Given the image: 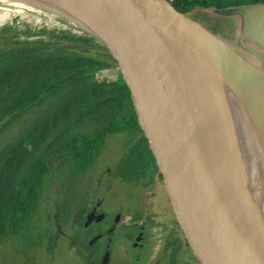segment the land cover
<instances>
[{
    "label": "water",
    "instance_id": "water-1",
    "mask_svg": "<svg viewBox=\"0 0 264 264\" xmlns=\"http://www.w3.org/2000/svg\"><path fill=\"white\" fill-rule=\"evenodd\" d=\"M67 1L107 59L150 192L182 257L188 264H264V238L254 218L247 235L223 179L212 174L214 158L212 163L209 154L208 161L203 156L209 147L201 101L181 73L176 53L181 45L192 51L201 46L251 80L259 75L264 82V73L170 0ZM244 11L254 18L240 37L249 49L248 33L264 43V4ZM260 86L252 92L264 103ZM94 216V211L87 215L85 227ZM109 244L110 239L97 264H108Z\"/></svg>",
    "mask_w": 264,
    "mask_h": 264
},
{
    "label": "trees",
    "instance_id": "trees-1",
    "mask_svg": "<svg viewBox=\"0 0 264 264\" xmlns=\"http://www.w3.org/2000/svg\"><path fill=\"white\" fill-rule=\"evenodd\" d=\"M170 1L185 15L199 9L213 10L214 15L203 17L208 21L205 28L213 34L220 9L245 10L264 4V0ZM7 9L12 8L0 2V11ZM28 13L47 22L0 24V135L33 106L47 102L48 109L22 135L0 148V254L6 242L14 248L17 239L25 240L27 247L19 248L21 251L40 244L31 236H24L23 230L31 221H38L41 203L55 186L64 219L70 212L79 217L76 212L80 208L85 219L94 206L86 207L81 199L85 195H81L82 183L77 182L76 171L82 170L83 162L87 164L92 155L104 156L101 164L106 163L101 171L107 186H128L139 178L146 181L122 94L91 34L80 22L63 20L53 10ZM242 32L233 36L237 40L233 45L238 43L239 48H243L239 40ZM200 50L207 51L198 46L197 51ZM119 136L122 142L117 141ZM121 197L130 201L132 195L123 190ZM154 215L160 217L158 211ZM140 217L136 212L130 221ZM122 227L126 236L132 237L133 232ZM19 249L15 247L14 261ZM91 253L85 261L97 264L101 253L95 262Z\"/></svg>",
    "mask_w": 264,
    "mask_h": 264
},
{
    "label": "rangeland",
    "instance_id": "rangeland-1",
    "mask_svg": "<svg viewBox=\"0 0 264 264\" xmlns=\"http://www.w3.org/2000/svg\"><path fill=\"white\" fill-rule=\"evenodd\" d=\"M0 2L13 6L11 7L12 9L0 11V24L45 23L47 22L46 19L31 15L28 12L30 10L41 11L46 9L53 10L54 14L68 22H80L71 10L56 3H51L49 0L40 2L42 5L31 3L30 0H0ZM207 14L214 15L215 12L213 10L199 9L189 12L186 16L205 27L208 21L203 17ZM216 18L218 20V27L215 30L216 36L225 43L232 44L231 46L239 53H243L244 57L251 59L252 55L245 52L244 47L240 46L241 48H239L238 43L236 46L233 45L237 41L233 36L238 31H243V34L253 24V15L249 11L235 10L226 14L220 13V15H216ZM246 40L249 41V39ZM261 44L264 47V43ZM263 47L258 48L260 53L264 55ZM194 52L203 60L217 85L216 87L209 83H204L201 86L212 111V114H209V116L204 114V117L208 119L207 122L209 123H212V121L219 122L220 116L226 117L235 142L239 147L238 151L243 163L248 168L247 175L251 187L254 193L259 192L262 197L260 198V203L264 208V103L260 97L255 99L252 92L254 85L258 84V86L261 85L264 88V82L258 79L256 81L251 80L248 75L232 64L229 63L230 65H228L207 51ZM245 87L250 90L249 92L247 91L248 93L245 91ZM45 103L35 105L25 111L20 119L5 129L0 135V148L7 142L12 141L13 138L15 139L22 135L31 124L41 119L48 109ZM51 103L52 101L49 102V104ZM237 119L247 123V125L244 124L247 130L246 136ZM238 130H240V134ZM253 135L260 139L261 144L262 158L259 167L256 166L253 160V158L261 156L254 140H251ZM117 141L122 142V137L119 136ZM246 142L248 146L256 148L255 151L250 153L251 161L249 160L250 158L244 157V155L248 157L250 152ZM118 149L120 148L118 147ZM103 159L104 156H101V154L92 155L87 164L83 162V169H78L76 174L78 177L77 182L82 183L81 195H85V197L81 199L85 200L84 204L86 207L92 205L94 206L92 211L98 212L102 210L100 214L104 213L105 218L102 220V229H106L109 234L108 237L101 239L97 234V238L91 235V232L95 234L92 229L95 228L97 230L96 226H93L90 233L86 236L87 230L93 223L90 222L85 227V220L88 214L84 219L80 207H78L80 209L76 212L79 214L78 218L74 216V212H70L64 219V210L58 204L59 199L55 194L58 189L55 186L54 191L41 203L38 213L39 222L31 221L29 223L31 225L27 224L23 230L24 236H31L40 241V244L28 248L26 251H21V247H27L24 239L20 241L17 239L14 243V248H11L9 242H6L1 249L0 264H87L85 256L92 251L91 256L95 262L96 257L100 253L102 256L108 239H110L108 264H183L184 258L178 254L174 245L168 243L165 245V225L158 219L160 218L158 215H152L156 213L155 204L148 198H143L140 201L144 192L143 186L139 184L127 186L115 183L107 186L106 179L101 171V168H104L106 163L101 164ZM77 186L75 188L78 190ZM107 187L108 189H106ZM123 190L128 191L132 195L130 201L121 197ZM230 197L237 217L244 224V230L249 235L248 226L250 225V220L254 218L253 214L249 211V206L240 198H234L231 195ZM129 207L131 210L130 214L128 213ZM104 210L108 212L107 215ZM136 212L140 213L141 217L133 224L134 229H136L135 235L143 236L145 240L139 237L134 238L133 236L129 238L126 236L128 234L122 231L123 220L130 221L132 214ZM109 221L111 225H109ZM101 226L100 222L98 225L100 230ZM133 239L134 242H131ZM262 241L264 244V239ZM91 245L95 246L92 250L89 248ZM16 246L20 249L17 252L18 259L14 261L13 255L16 253ZM27 252L28 254L25 256ZM27 255L33 256V261Z\"/></svg>",
    "mask_w": 264,
    "mask_h": 264
},
{
    "label": "bare ground",
    "instance_id": "bare-ground-1",
    "mask_svg": "<svg viewBox=\"0 0 264 264\" xmlns=\"http://www.w3.org/2000/svg\"><path fill=\"white\" fill-rule=\"evenodd\" d=\"M43 1L46 0H30L31 3H37V5H42L40 2ZM49 1H51V3L53 2L57 5L64 6L69 10H74L72 5L67 0ZM11 7L13 6L11 5ZM176 60L181 73L187 80V84L192 85L194 90L198 94V98L201 101L202 114L209 116V114H212V111L203 94L201 86L204 83H209L216 87L217 85L212 79L210 72L205 66V63L194 51H192L186 45H181L179 47L176 53ZM212 88L218 90L214 87ZM207 121L208 119L204 117L205 128L207 132L206 144L209 149L208 152H203V156L205 160L208 161L206 155L209 154L210 158L212 159V163L214 158L215 166H213L211 169L213 176H215L216 178L218 177L219 179L222 178L230 195L234 198H240L244 203H246V205L249 206L252 211L255 223L257 224L261 235L264 237V208L260 203V198L262 197L260 196L259 192L254 193L251 187L247 175L248 168L245 167L242 157L238 151L239 147L235 142L231 127L226 121V117L220 116L219 122L212 121V123H209ZM238 122L244 130L246 136L247 130L244 124L247 125V123L240 120H238ZM238 133L240 134V130H238ZM251 138V140H254L255 146H257L258 151L261 153V156L253 158L256 166L259 167L260 160L262 158L261 144L259 141L260 139L254 135ZM246 145L250 152L248 157H246L245 155L244 157L250 158L249 160L251 161L250 153L251 151H255L256 148L248 146L247 142ZM246 166L248 167V165Z\"/></svg>",
    "mask_w": 264,
    "mask_h": 264
},
{
    "label": "flooded vegetation",
    "instance_id": "flooded-vegetation-1",
    "mask_svg": "<svg viewBox=\"0 0 264 264\" xmlns=\"http://www.w3.org/2000/svg\"><path fill=\"white\" fill-rule=\"evenodd\" d=\"M249 28V27H248ZM245 38H247V39H249V41H246L245 43L248 45V47H249V49H245V52H248L249 54H251L252 56H251V59H249L248 57H244L245 59H246V61H247V63L251 66V67H253V68H255V69H257V70H259V71H261V72H263L264 73V55L262 54V53H260V51H259V48L258 47H263V45L261 44V42H259V41H256V40H254V39H251V38H253L252 36H251V34L250 33H248L247 35H246V37ZM253 50H255V51H257L259 54H257V53H255ZM263 50H264V47H263ZM261 67V68H260ZM256 79H260V76L259 75H257L256 76ZM261 79H263V78H261ZM126 143H127V141H126ZM141 164V163H140ZM144 175H145V173H144ZM146 177V176H145ZM132 184H134V185H137V184H139L140 186H143V188H144V192L142 193V197H141V199H140V201L143 199V198H148V199H151L152 200V202L155 204V202H154V199H153V197H152V194H151V192H150V189H149V185H148V181H147V178H146V181L144 180V178H139L135 183H132ZM155 206H156V204H155ZM92 211V210H91ZM90 211V212H91ZM102 210H100V211H98V212H96V211H94V214H95V216L93 217V219H92V223L93 224H91L90 225V227H89V229L87 230V233H86V236L88 235V233H90V230H91V228L93 227V226H96L97 227V230L95 231V234H93L92 232V235H94V237H98V236H96V234L97 235H99V237H101V239H106L107 238V236L109 235L107 232H106V229H102V227H103V224H102V220L105 218V215H103V216H101V218H97L96 216L98 215V213L100 214V212H101ZM105 211V210H104ZM158 211V209H157V206H156V212ZM89 212V213H90ZM159 212V211H158ZM89 213H87V214H89ZM86 214V215H87ZM102 214V213H101ZM105 214L107 215L108 214V212L107 211H105ZM155 213H153L152 215H154ZM159 220H161V217L160 218H158ZM101 222V230L98 228V225H99V223ZM134 223H136V221H125V220H123V225L122 226H124V228L126 229V230H130L131 232H133V237L135 238V237H139L140 239L141 238H143L144 240H145V238L143 237V236H138L137 234L135 235V233H136V229H134V226H133V224ZM165 229H166V227H165ZM169 233H168V231H167V229H166V234H165V245H167V243L168 244H170V245H172V242H171V240H170V238H169ZM171 237V236H170ZM90 239V238H89ZM131 242H134V239H133V241H131ZM175 244V243H174ZM164 245V246H165Z\"/></svg>",
    "mask_w": 264,
    "mask_h": 264
}]
</instances>
